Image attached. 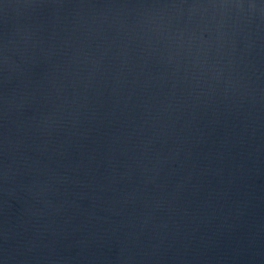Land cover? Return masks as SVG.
Masks as SVG:
<instances>
[{
    "label": "water",
    "instance_id": "obj_1",
    "mask_svg": "<svg viewBox=\"0 0 264 264\" xmlns=\"http://www.w3.org/2000/svg\"><path fill=\"white\" fill-rule=\"evenodd\" d=\"M0 264H264V0H0Z\"/></svg>",
    "mask_w": 264,
    "mask_h": 264
}]
</instances>
